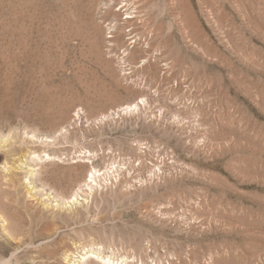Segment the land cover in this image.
<instances>
[{
    "label": "rangeland",
    "instance_id": "rangeland-1",
    "mask_svg": "<svg viewBox=\"0 0 264 264\" xmlns=\"http://www.w3.org/2000/svg\"><path fill=\"white\" fill-rule=\"evenodd\" d=\"M0 214L22 264H264V0H0Z\"/></svg>",
    "mask_w": 264,
    "mask_h": 264
},
{
    "label": "bare ground",
    "instance_id": "bare-ground-1",
    "mask_svg": "<svg viewBox=\"0 0 264 264\" xmlns=\"http://www.w3.org/2000/svg\"><path fill=\"white\" fill-rule=\"evenodd\" d=\"M141 101H142V103H145V101L143 99H141ZM139 105H140V102L137 101V102H134V103H131V104H127V105L121 107V109L123 111H127V110L132 111L134 109L138 110ZM96 172H98V171H96ZM95 173H94V171H92L91 177L93 179L95 177ZM7 224L8 223H7L6 217H4L3 215L0 214V234H1V237L10 235V233H11ZM38 246H39V244L36 245L35 248L37 249ZM1 247L2 248H0L1 249L0 250L1 251V255L0 256H2V257L0 258V260L3 262V264H22L21 262H19L18 257H17V252H18L17 250L19 248H21L20 245H17L15 247V251L13 253L11 252L12 254L10 256L8 255L9 257H7V255L5 256V254H6L8 249L6 250V247L4 245H1ZM33 253L34 254H33V256L31 258L33 260H35V259H37L40 256L39 254L41 252L35 250ZM104 253H105L104 251L99 249V250H93L92 253L88 255V251H87V252L84 253V255L81 256L82 263L83 264H89V261L91 259L95 260V261H98L99 264H111V263H113L114 260L112 259V257L110 255H105Z\"/></svg>",
    "mask_w": 264,
    "mask_h": 264
}]
</instances>
